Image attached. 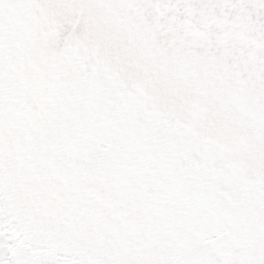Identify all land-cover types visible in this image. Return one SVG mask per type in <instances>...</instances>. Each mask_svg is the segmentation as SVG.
Instances as JSON below:
<instances>
[{
  "label": "snow or ice",
  "instance_id": "6c2138e0",
  "mask_svg": "<svg viewBox=\"0 0 264 264\" xmlns=\"http://www.w3.org/2000/svg\"><path fill=\"white\" fill-rule=\"evenodd\" d=\"M0 264H264V0H0Z\"/></svg>",
  "mask_w": 264,
  "mask_h": 264
}]
</instances>
